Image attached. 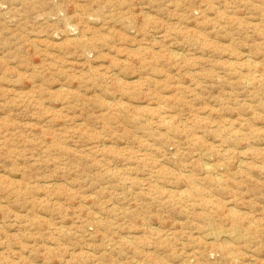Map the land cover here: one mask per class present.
I'll list each match as a JSON object with an SVG mask.
<instances>
[{"label":"rangeland","instance_id":"obj_1","mask_svg":"<svg viewBox=\"0 0 264 264\" xmlns=\"http://www.w3.org/2000/svg\"><path fill=\"white\" fill-rule=\"evenodd\" d=\"M0 264H264V0H0Z\"/></svg>","mask_w":264,"mask_h":264}]
</instances>
